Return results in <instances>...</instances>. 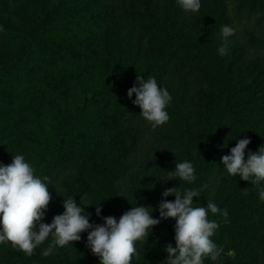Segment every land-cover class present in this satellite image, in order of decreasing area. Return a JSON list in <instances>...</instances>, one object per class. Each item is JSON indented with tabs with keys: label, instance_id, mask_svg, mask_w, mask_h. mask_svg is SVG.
I'll return each mask as SVG.
<instances>
[{
	"label": "trees",
	"instance_id": "1",
	"mask_svg": "<svg viewBox=\"0 0 264 264\" xmlns=\"http://www.w3.org/2000/svg\"><path fill=\"white\" fill-rule=\"evenodd\" d=\"M200 3L186 13L177 0H0V164L23 155L35 175L47 177L52 199L43 223L63 214L69 197L93 225L136 206L152 207L159 219L166 188L195 189L193 206L211 201L228 211L227 219L208 215L219 225L212 239L223 252L203 264H264V201L256 185L222 163L238 139L251 141L245 159L264 145V58L240 62L230 41L218 53L221 29L234 17L264 28V0ZM138 75L154 77L170 96L179 82L166 107L170 119L155 130L135 95L128 97ZM146 133L156 146L144 144ZM184 161L193 164L195 181H167V171ZM175 223L149 230L131 264H164ZM80 235L48 257L41 253L51 236L31 256L6 241L0 264H100L85 249L88 232Z\"/></svg>",
	"mask_w": 264,
	"mask_h": 264
},
{
	"label": "clouds",
	"instance_id": "2",
	"mask_svg": "<svg viewBox=\"0 0 264 264\" xmlns=\"http://www.w3.org/2000/svg\"><path fill=\"white\" fill-rule=\"evenodd\" d=\"M177 5L184 12H198L200 0H177ZM2 30V29H0ZM223 45L218 48L220 55L227 53L228 38L234 35V29L224 26L221 29ZM135 95L133 103L141 111V117L153 130L164 125L170 119L166 107L171 96L166 89L158 86L154 77L139 76L128 97ZM229 139V137H228ZM225 140L223 147H227ZM251 143L249 139H238L230 155L222 157L227 173L239 176L258 187V195L264 201V145L255 153L245 150ZM9 165L0 164V244L11 242L13 248L31 256L34 250L51 236V242L41 253L43 257L53 254L57 247L67 246L70 242L81 240V233L87 231V247L99 257L100 264H131L134 255H138L136 243L143 242L149 236V230L159 225L162 220H175V247L165 246L168 253L164 264H203L204 258L216 261L223 248L212 239L219 225L208 219L209 213L221 214L227 219L228 211L221 209L214 202L207 206L195 207L193 198L199 197V191L179 187L166 188L163 199L158 205L159 219H154L149 209L152 207H131L117 220L113 216L102 217L103 224L93 225L89 222L90 214L84 207L78 206L76 200L69 197L63 199V214L54 216L50 224L43 223L45 212L52 199L49 187L35 175V169L26 162L23 155L12 156ZM196 179L195 169L191 162H175V169L167 171V181L179 180L192 183ZM174 196L175 201L167 198ZM83 197L81 200V204ZM154 210V209H153ZM101 208L96 207L99 217Z\"/></svg>",
	"mask_w": 264,
	"mask_h": 264
},
{
	"label": "rangeland",
	"instance_id": "3",
	"mask_svg": "<svg viewBox=\"0 0 264 264\" xmlns=\"http://www.w3.org/2000/svg\"><path fill=\"white\" fill-rule=\"evenodd\" d=\"M236 4L232 3L230 6L231 8H235ZM231 28L234 29V35L228 38V41L236 44L237 49V56L240 59V62L250 61V62H260L264 58V28H260L256 22H246L237 19L234 17L231 24L229 25ZM222 37V35H221ZM223 39V37H222ZM179 82H177L176 91L171 93V100L173 102V96L176 97L179 95ZM198 90L193 89L190 92V96L193 97ZM176 93V94H175ZM144 144L149 145L150 147H154L158 144V139L149 133H146L143 139ZM167 145L164 144L165 147ZM155 153V150H153ZM59 188V194L65 195L68 191L66 185L62 184ZM89 249L87 246L85 249Z\"/></svg>",
	"mask_w": 264,
	"mask_h": 264
}]
</instances>
